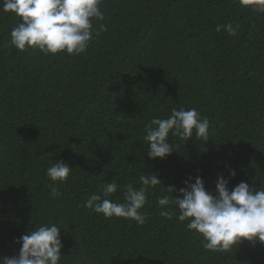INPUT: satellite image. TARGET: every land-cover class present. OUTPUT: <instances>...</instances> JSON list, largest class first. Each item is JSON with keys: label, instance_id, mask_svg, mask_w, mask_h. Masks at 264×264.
I'll return each instance as SVG.
<instances>
[{"label": "trees", "instance_id": "trees-1", "mask_svg": "<svg viewBox=\"0 0 264 264\" xmlns=\"http://www.w3.org/2000/svg\"><path fill=\"white\" fill-rule=\"evenodd\" d=\"M100 9L84 53L45 55L11 45L22 18L0 8V259L18 254L22 235L56 224L60 264H264V244L206 250L174 207L167 219L157 204L189 177L215 194L231 170L230 188H264V13L239 0H103ZM227 23L239 26L235 36L216 32ZM173 108L207 117L210 137L169 136L172 154L150 159L145 126ZM57 160L72 172L52 198L46 172ZM149 173L163 185L148 196L144 224L83 207L113 180L108 198L124 202L123 186Z\"/></svg>", "mask_w": 264, "mask_h": 264}, {"label": "clouds", "instance_id": "clouds-1", "mask_svg": "<svg viewBox=\"0 0 264 264\" xmlns=\"http://www.w3.org/2000/svg\"><path fill=\"white\" fill-rule=\"evenodd\" d=\"M103 0H0L5 13H14L22 22L10 32V43L19 51L39 50L45 55L66 52L69 55L84 53L91 41L93 20L103 21L100 6ZM241 7L264 13V0H239ZM101 30L105 26L101 24ZM238 25L218 24L216 32L226 31L237 34ZM99 35L98 32L95 33ZM169 136L188 141L190 138L210 137V121L195 109L173 108L167 118L153 117L145 126L143 139L147 143L150 159H164L176 149L169 144ZM72 172L63 160H57L47 168L46 175L52 181L50 195H60L57 183L64 182ZM235 170L229 179L235 178ZM229 179L217 178L215 194L206 190L200 176L189 177L184 187H164L170 195L157 199L160 216L172 219L173 207L176 217L185 224L186 230H195L203 237V247L212 252L231 251L243 241L264 244V188H253L241 181L229 187ZM194 180V182H193ZM140 186L124 185L123 201L116 203L108 197L118 191L119 185L113 180L105 183L101 194H92L83 207L102 214L105 218H123L137 224L146 222L142 209L148 202L149 194L163 181L157 174L139 176ZM176 193V195H174ZM61 228L56 224H42L20 237L21 247L17 255L0 259V264H60L62 257Z\"/></svg>", "mask_w": 264, "mask_h": 264}]
</instances>
